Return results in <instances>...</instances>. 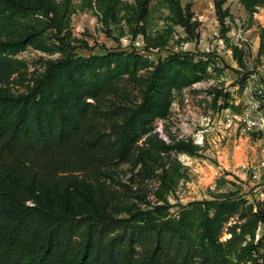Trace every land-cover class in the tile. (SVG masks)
<instances>
[{
    "label": "trees",
    "instance_id": "16d2710c",
    "mask_svg": "<svg viewBox=\"0 0 264 264\" xmlns=\"http://www.w3.org/2000/svg\"><path fill=\"white\" fill-rule=\"evenodd\" d=\"M226 1L217 3L223 36L230 15ZM240 1L251 16L260 6L259 0ZM156 3L168 16L164 30L154 33L145 0H0V264H264V208L221 240L232 205L227 203L241 201L230 188L172 212L176 204L169 196L187 177L179 160L164 169L155 201L132 206L125 216L95 207L79 211L70 190L58 188L65 173L96 175L126 162L155 119L168 116L173 87L204 80L214 64L210 54L192 51L172 50L156 61L137 48L78 54L70 27L78 10L92 11L108 35L141 36L149 53L167 48L176 26L194 33L182 0ZM260 37L264 52V27ZM30 45L58 56L43 61L25 92H15L13 58ZM146 67H152L150 86L141 105L123 123L112 124L110 134L103 132L106 115L88 99L119 92L126 76ZM224 99L221 109L231 108L229 94ZM174 148L192 156L201 149L185 140ZM227 197L229 202L221 200Z\"/></svg>",
    "mask_w": 264,
    "mask_h": 264
},
{
    "label": "rangeland",
    "instance_id": "374dc122",
    "mask_svg": "<svg viewBox=\"0 0 264 264\" xmlns=\"http://www.w3.org/2000/svg\"><path fill=\"white\" fill-rule=\"evenodd\" d=\"M145 1L152 11L150 31L155 33L164 30L168 11L158 7L156 0ZM218 1L182 0L183 8L189 10L191 15L194 33L188 35L184 27L176 26L169 46L151 53L143 50L141 36L133 40L130 35H108L90 10H78L72 15L70 27L77 39V52L82 56L137 48L150 61H156L159 56L174 50L210 54L214 63L209 67L204 80L185 87H173L174 98L168 116L155 119L152 130L136 143L126 162L106 166L96 175L84 171L63 174L58 180V188L70 190L77 210L85 211L95 207L116 216H125L130 207H143L146 200L155 201L161 175L175 159L184 165L187 177L179 182L169 196L170 202L176 204L172 208L173 213L178 211L179 204L213 199L228 188L236 192L235 196L241 200L236 204L227 203L232 205L223 217L222 241L231 237L230 230L233 227L240 229L257 208H264V176L255 179L247 170L249 165L262 158L264 136L259 133H238L237 142H234V137L227 136L221 142L224 150L218 141L217 144L213 142L212 138L217 136L218 131L211 128L217 113L225 105V94H229L227 102L232 109L244 110L252 106V99L244 94L243 87L262 85L264 88V52L260 49L264 0H259L260 6L253 16L240 0H227L223 9L230 15L225 21L228 28L225 36L218 16ZM57 56L28 46L13 58L15 72L10 87L15 92H25L34 72L44 68L43 61ZM151 70L152 67H146L132 76H126L119 92L104 93L88 99L106 115L101 120L103 132L110 134L112 124L123 123L141 105L144 93L150 86ZM217 91L221 92L219 98L215 95ZM206 128L210 131L205 133V143L198 145L201 149L197 155L178 153L175 150L177 142L192 141L193 136ZM218 150L220 157L217 155ZM116 151L117 146L111 147L112 154ZM218 157L225 161L228 169H217ZM216 172L221 174L220 177ZM221 200L229 202L230 198ZM261 234L262 228H259L256 240Z\"/></svg>",
    "mask_w": 264,
    "mask_h": 264
},
{
    "label": "built area",
    "instance_id": "2783aa9c",
    "mask_svg": "<svg viewBox=\"0 0 264 264\" xmlns=\"http://www.w3.org/2000/svg\"><path fill=\"white\" fill-rule=\"evenodd\" d=\"M253 78L256 79V77ZM243 91L245 95H248L252 99V106L244 110H234L232 108L219 110L215 117L214 125L211 127L214 131H218L217 136L212 138L213 142L217 144L218 141L219 145L222 146V149L224 150L225 147L221 142L225 140L227 136L234 137V141L236 139V134L238 133L240 135L259 133L264 136V88L262 85H257L256 87L245 85ZM209 131V128L202 130L200 134H196L195 137H192V142L196 145H203L206 140L205 133ZM217 155H219V157L221 156L220 150H218ZM219 157V166L217 169L219 171L228 169L225 161L220 160ZM247 170L251 172L252 177L255 179L263 177L264 156H262L258 162L249 165ZM215 174L219 175V177L221 175L219 172H216Z\"/></svg>",
    "mask_w": 264,
    "mask_h": 264
},
{
    "label": "crops",
    "instance_id": "0c3cea01",
    "mask_svg": "<svg viewBox=\"0 0 264 264\" xmlns=\"http://www.w3.org/2000/svg\"><path fill=\"white\" fill-rule=\"evenodd\" d=\"M234 142H237V139H235V141ZM262 155L261 156H264V149H263V151H262V153H261Z\"/></svg>",
    "mask_w": 264,
    "mask_h": 264
}]
</instances>
